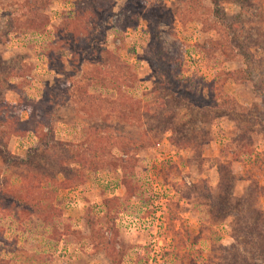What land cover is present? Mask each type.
Segmentation results:
<instances>
[{"label": "rangeland", "instance_id": "1", "mask_svg": "<svg viewBox=\"0 0 264 264\" xmlns=\"http://www.w3.org/2000/svg\"><path fill=\"white\" fill-rule=\"evenodd\" d=\"M86 1L96 3L0 0V113L25 120L26 103L38 109L35 131L0 129V264H241L239 254L263 263L253 211L264 212V102L251 78L264 66V0H101L104 39L66 34L62 25ZM150 8L163 48L179 58L164 77L144 58ZM239 46L250 51L248 67ZM103 49L127 68H98ZM156 80L171 88L162 102ZM200 91L234 111L202 118L169 101ZM172 128L198 143L176 146ZM65 157L66 177L56 161ZM218 162L233 177L236 211L214 221L201 192L211 194Z\"/></svg>", "mask_w": 264, "mask_h": 264}, {"label": "trees", "instance_id": "2", "mask_svg": "<svg viewBox=\"0 0 264 264\" xmlns=\"http://www.w3.org/2000/svg\"><path fill=\"white\" fill-rule=\"evenodd\" d=\"M100 1L101 0H96V3L95 2L90 3V2L86 1V2L78 5L77 10L74 12V17H71L69 22L68 21L65 22L64 25H62L61 29L64 30V32L66 34L72 33V35H73V32H76L77 34H81V33L85 32V34H86V32H88L90 35H92V38H95V39L103 38L104 39L105 33H103L101 31V27H100L101 24H99V22H97V13H96V10H98L99 7H102V8L104 7L103 4L97 6L100 3ZM210 1L212 2L214 7L217 5V0H210ZM23 9H26V8L23 7ZM154 12L155 11H153V9L150 8L146 12V15H145L146 20L148 22V27L150 29L152 53L150 55H147L148 54V51H147L144 58H146L149 62H151V64H153V68L155 71L158 72L159 77H164L165 65L171 61L176 62L178 65L179 64L178 63L179 58H177L176 52L167 53L166 50L163 48V40L160 37V30H159L158 22L156 21V17L153 16ZM9 15H12V14H9ZM12 21H13V19H12ZM222 24L224 25L225 23L222 22ZM8 26H10L9 29L14 27V25H12L11 23H9ZM226 26L228 27V26H233V25H232V23L226 22ZM234 27H236V26L234 25ZM234 27H233L232 31L234 30ZM67 36H70V35H67ZM87 46L91 48L89 43L87 44ZM262 49H264V48H262ZM101 51H104L105 55H103L101 59L96 61L98 68H100L101 70L111 71V68H113V70L127 68V65L123 61H120L116 55H113L112 53H110L106 49H103ZM236 51L242 57L244 63L247 64L246 67H248L249 61H250L249 58L251 55L250 51L245 49L243 46H239ZM97 53H100V52L97 51ZM6 71H7V69L3 65L2 66L0 65V74L4 73ZM260 71L261 72L258 74V78L255 80V79L251 78V76H250L251 70H249L248 68L243 69L244 75L247 77L250 76V78H251V81L253 84L252 85V91H253L254 95L260 97V99L264 102V66L262 67V69ZM8 72L12 73V70L8 71ZM224 73L227 75H231L233 73V71H224ZM161 82L159 80H156V82L154 84L155 85L154 90L156 91V93L158 95V96H156L157 99H159V100L162 99L160 102H162L165 99L166 94L168 92H171V88L167 85L164 86V83H165L164 81L162 83ZM157 83H160L159 84L160 88H158V90L156 89ZM213 84H214L213 80H211L205 85V90H207L206 92L210 93V91H212ZM171 94H172V96L169 99V101L171 103H174V106L185 104L187 107L196 108L197 112H198V116H200L202 118H205L208 115V113H210V112L214 113L215 110H218V112H221L223 115L227 114V116L229 115L227 112L234 111V109L231 107L223 106L224 104H227L228 106H230V105L232 106L233 102H229L228 100H225V101H222L223 104L216 105L214 102L215 101L214 98H209V101H206L204 98V93L202 91L198 92V94L196 96L193 94H190L189 92L178 93V94L171 93ZM82 99L86 103L91 104V98L83 96ZM25 106L30 108V109H27L29 118L25 119V120H21L18 117L13 116V115H10L8 117H3V115H1V113H0V129H5L6 134L7 133L8 134L9 133H15L18 135H21L22 132L27 130V128H31L35 131V129H34L35 126L33 125L34 124L33 120H35L37 117L36 114L38 113V109H36L35 105H32L31 103H26ZM223 107H225V108H223ZM173 111H174V107L171 105V107L168 110H166L162 116H159V118L161 120H163V122H164L165 117L171 116V114H174ZM215 114H217V113H215ZM249 114L250 113H248L247 116H249ZM248 124H251V122L248 121ZM247 126L248 125H245L246 128H247ZM164 130H166V129H164ZM172 130H173L174 134L171 135L169 137V139L176 146L188 147V146H194L195 144L198 143L197 138H195V137L189 138L188 137L185 139L182 134H180V137L176 136L177 133H176L175 128H172ZM0 138H2L1 134H0ZM243 138H245V136ZM205 140L202 139L201 140L202 143ZM242 146H244V145H242ZM66 159L67 158L65 157L61 160L60 159L56 160L57 162H59L58 166L61 168V170H63L62 173L64 174L65 177L68 175V174H66L68 172H67V169L62 165V162H65ZM9 161H10V156H8L7 163ZM16 161H19L20 163H26L27 158L17 159ZM10 163L12 164L13 161H11ZM227 167H228V165L226 163L218 162L217 163L218 180H217V183L215 186L210 187L211 194H209V192L206 190V189H208L207 186L203 187L205 189V192H201V195L206 197L209 200V207H210L209 208L210 209L209 214H211L213 217H215L214 221H217V220L219 221V220L225 219L230 214L231 210L233 212L236 211V209L235 208L232 209L228 203V201H229L228 198H230V195L232 193V191H231L232 183L231 182H232L233 177L230 175V173L228 171L229 168H227ZM68 170H70V169H68ZM29 180H31V179H29V178L26 179L27 182H30ZM34 180L35 179H32V181H34ZM202 191H203V189H202ZM241 200L244 201L245 198H242ZM248 207L249 206H245V208H244V211L247 212V214H248ZM257 211L256 210L253 211V216H255L256 220L257 219L261 220V222L258 225L261 229L260 231H262L264 233V212L259 211L257 214L256 213ZM236 214H237V216L238 215L241 216L240 218H242V219L244 218L243 216H245V214L243 212L242 206L239 207ZM244 230L246 231V229H244ZM247 230H248V228H247ZM254 244H255L254 250L256 253V257L263 260V263H259V264H264V241L262 244H260V243L257 244L256 242H254ZM235 260L237 263L241 262V264H252V263L248 262L247 259L245 257H242L240 254L238 255V257Z\"/></svg>", "mask_w": 264, "mask_h": 264}]
</instances>
